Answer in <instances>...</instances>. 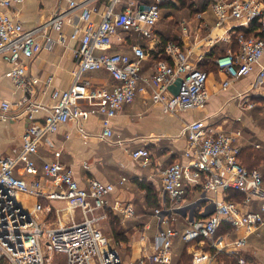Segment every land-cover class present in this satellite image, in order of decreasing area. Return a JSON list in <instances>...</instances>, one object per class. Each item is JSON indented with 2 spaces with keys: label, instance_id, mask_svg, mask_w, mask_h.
Segmentation results:
<instances>
[{
  "label": "built area",
  "instance_id": "1",
  "mask_svg": "<svg viewBox=\"0 0 264 264\" xmlns=\"http://www.w3.org/2000/svg\"><path fill=\"white\" fill-rule=\"evenodd\" d=\"M97 1L71 0L69 10L24 29L6 13L13 3L23 0H0V59L9 66L3 75L23 91L24 98L18 104L27 103L24 114L29 122L18 154L0 157V264H52L53 257L58 259L53 264H123L117 249L99 235L98 229L99 222L107 217L105 196L114 190V185L92 178L86 188L81 187L72 171L60 162V152H54L53 159L43 164L44 179L27 181L16 174V169L36 175L32 156L42 139L60 124L78 122L82 133L88 118L98 114L101 137L112 139L111 120L137 95L148 94L149 101L160 105L166 113L201 109L207 103V72L197 66L203 55H197L196 65L193 64L189 47L175 41L162 43L164 57L155 59L152 74L147 78L139 74L141 62L149 57L144 48L132 46L133 58L107 52L115 29L135 31L145 39H153L163 0L149 4L144 0H108L100 22L95 23L92 16ZM204 1L216 17L214 28L223 27L229 20L240 22L244 28L254 21L257 24L255 32L259 36L231 29L228 33L234 34L237 49L228 48L212 60L217 71L225 76L221 86L226 88L249 75L264 57V0ZM121 2V9L114 12L113 8ZM71 11L78 12L80 23L72 24L69 33V38L77 41L73 51L77 68L70 86L54 95L47 115L39 121L35 114L43 106L29 99L38 79L29 75L27 62L51 44L48 31H61ZM181 30L187 34L186 25L182 24ZM95 70L107 71L115 86L108 90L83 77ZM178 79L181 82L174 95L169 88ZM263 87L264 63L259 65L253 89L261 91ZM83 101L89 105L87 109L80 106ZM245 105L253 107L250 102ZM1 108L7 111L9 103L2 102ZM184 133L187 149L183 154L187 163L173 162L160 172L167 203L154 210L159 246L138 264H172L175 238L193 246L189 264H212L220 254L234 255L237 264H248L242 255L246 239L259 235L264 227L261 175L257 169L248 170L241 163V149L236 144L238 131L213 132L209 127L187 124ZM116 142L122 143L119 139ZM131 156L143 165L148 163L145 149H137ZM124 182L122 177L119 184ZM196 188L198 194L194 197L191 193ZM229 191L241 193L243 198L230 200ZM42 199L62 202L63 212L42 203ZM254 201L260 202L255 210L251 209ZM112 209L127 216L132 214L128 206L116 204ZM76 210L80 218L75 216ZM52 212L56 214L55 221L48 222ZM176 217L184 219L181 230L176 227Z\"/></svg>",
  "mask_w": 264,
  "mask_h": 264
},
{
  "label": "crops",
  "instance_id": "2",
  "mask_svg": "<svg viewBox=\"0 0 264 264\" xmlns=\"http://www.w3.org/2000/svg\"><path fill=\"white\" fill-rule=\"evenodd\" d=\"M69 1L71 0H23L22 3H13L6 13L9 19L20 23L24 29H30L46 22L57 13L69 10ZM151 1L144 0V3L149 4ZM203 2L205 1L193 0L189 4L179 6L177 0H163L153 39H145L135 31L115 29L107 49L109 53H123L130 58H133L132 46L138 45L147 50L149 57L141 62L139 72L140 76L145 78L152 74L155 59L164 57L161 44L166 41H175L189 47L192 50L190 58L195 65L197 55H203V60L197 63L199 68L207 72L205 88L208 99L203 108L176 114L166 113L160 105L149 101L148 94L137 95L132 103L124 105L111 120L112 139L101 137L102 126L98 114L88 118L82 126V133L78 130V122L60 124L55 132L42 139L36 154L32 156L36 175L29 176L16 169V174L27 181L32 178L44 179L43 164L53 159L54 152H60V162L72 171L74 179L81 187L86 188L88 180L92 178L114 185V190L105 196L107 217L116 218L129 228L142 229L139 240L132 242L131 257L119 255L123 264H138L140 259L150 255L159 246L156 239L158 223L154 210L164 207L167 203V197L161 187L160 172L173 162L187 163L183 154L187 149V137L184 133L187 124L209 127L213 132L238 131L240 135L236 144L241 149L240 161L246 168L259 171L264 187V90L253 89L259 65L264 63V57L249 75L223 88L221 82L225 76L217 71L212 60L215 54H222L228 48L237 49L234 34L228 32L244 27L240 26V22L229 20L223 27L214 28L216 17ZM122 3L116 5L113 11L118 12ZM108 4V0L95 2L93 6L96 11L92 16L95 23L100 22ZM163 8L168 12L166 21H170V25L161 29L158 23L162 19ZM76 23L80 24L78 12H69L61 31H48L52 39L51 44L42 48L27 62L29 75L38 79L29 99L43 106L35 114L36 120H43L53 104L54 95L66 90L72 82L73 72L77 68V60L73 55L77 41L71 40L69 33L72 31V24ZM182 24L187 26L186 35L181 30ZM153 44L155 47L151 48ZM8 67L0 59V157L18 154L22 147V136L29 124L24 114L27 103L18 104L24 98L23 91L3 75ZM83 77L108 90L116 84L105 70L88 71ZM2 102L9 103L7 111L2 110ZM245 102L252 103L253 107H246ZM80 106L85 109L89 107L84 101ZM117 139L122 143L118 144ZM140 148L149 154L148 163L145 165L131 156L133 151ZM122 177L125 182L119 184ZM45 186L50 185L45 183ZM197 194L198 188L191 193L194 197ZM42 203L62 209L63 212L62 202L42 199ZM116 204L122 208L130 207L132 214L127 216L118 210L114 211L112 207ZM259 204V201H254L251 209H258ZM75 214L80 218L79 210H76ZM53 217L56 218L54 212L48 217V222H53ZM183 222L182 217H176L178 230L183 227ZM100 225L99 222V231ZM147 231L153 232L151 238L146 235ZM263 238L264 227L259 235H251L246 239L242 252L259 249V241ZM175 243L187 246L188 253L193 248L191 246L189 249L190 244L183 243L179 238L173 241V248Z\"/></svg>",
  "mask_w": 264,
  "mask_h": 264
},
{
  "label": "rangeland",
  "instance_id": "3",
  "mask_svg": "<svg viewBox=\"0 0 264 264\" xmlns=\"http://www.w3.org/2000/svg\"><path fill=\"white\" fill-rule=\"evenodd\" d=\"M191 1L193 0H187L186 3L189 4ZM177 5H179V3H177ZM164 9L165 8L162 9L163 10L162 19L158 23V26L161 29L166 28V26L170 25V21H166V18L168 17V12H165ZM107 218L108 219L105 220L103 219L102 222H100L101 225H100L99 235L107 239L111 245H114L119 255L131 257L133 251L132 242L135 240H139L138 236L140 235L142 229H140L139 227H136V229L129 228L127 224L122 225L121 221L117 220L116 218H112V217H107ZM54 221L55 219L53 218V222ZM152 234L153 232L151 231L149 233L147 231L146 233L148 238H151L150 236ZM259 242H260V246L257 247L259 249L257 250L248 249L245 251V253L242 252L243 257L247 259L248 264H264V238ZM188 248L191 249V246H188ZM190 259H191V255L187 251V246L175 243L173 248V263L189 264ZM61 260L62 259L60 258L59 261ZM57 261L58 259L56 257H53L51 263L53 264L56 263ZM212 264H232V263L218 256Z\"/></svg>",
  "mask_w": 264,
  "mask_h": 264
},
{
  "label": "trees",
  "instance_id": "4",
  "mask_svg": "<svg viewBox=\"0 0 264 264\" xmlns=\"http://www.w3.org/2000/svg\"><path fill=\"white\" fill-rule=\"evenodd\" d=\"M186 1H187V0H177V2H179V5H181V6L185 5V4H186ZM203 5H204V6H207V3H206V2H203ZM256 28H257V24H256V22L254 21V22L252 23V25L249 26L247 29H244V28L239 27V28L237 29L236 32H243L245 35H249V34H251L252 32H254V33H256V34H254V35L259 36V34H258L257 32H255ZM218 55H219V54H218ZM215 56H217V54H215ZM243 166H244V165H243ZM244 167H245V166H244ZM245 168H246V167H245ZM246 169H248V168H246ZM248 170H250V168H249ZM228 195H229V199H230V200H240V199L243 198V194H241V193H235V192H233V191H229V192H228ZM51 214H52V213H51ZM51 214H50V215H51ZM50 215H49V216H50ZM53 218H54V217H53ZM219 257H222V258H224L225 260L230 261V263H232V264H237V261H236L237 259H236V256H234V255L220 254ZM172 264H175V263H172Z\"/></svg>",
  "mask_w": 264,
  "mask_h": 264
},
{
  "label": "water",
  "instance_id": "5",
  "mask_svg": "<svg viewBox=\"0 0 264 264\" xmlns=\"http://www.w3.org/2000/svg\"><path fill=\"white\" fill-rule=\"evenodd\" d=\"M180 82H181L180 79H178V80L175 82V84L169 88V90H170L174 95L177 94L178 88H179V86H180ZM206 215H207V214H204V216H206Z\"/></svg>",
  "mask_w": 264,
  "mask_h": 264
}]
</instances>
